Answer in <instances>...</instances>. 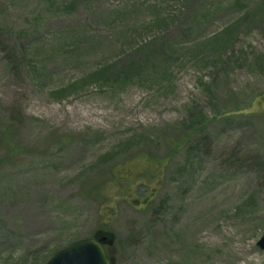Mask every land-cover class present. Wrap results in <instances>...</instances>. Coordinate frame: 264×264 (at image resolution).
Listing matches in <instances>:
<instances>
[{
  "label": "rangeland",
  "instance_id": "obj_1",
  "mask_svg": "<svg viewBox=\"0 0 264 264\" xmlns=\"http://www.w3.org/2000/svg\"><path fill=\"white\" fill-rule=\"evenodd\" d=\"M97 230L264 264V0H0V264Z\"/></svg>",
  "mask_w": 264,
  "mask_h": 264
},
{
  "label": "water",
  "instance_id": "obj_2",
  "mask_svg": "<svg viewBox=\"0 0 264 264\" xmlns=\"http://www.w3.org/2000/svg\"><path fill=\"white\" fill-rule=\"evenodd\" d=\"M116 236L110 231H97L93 237L73 242L52 253L43 264H116L105 246H113ZM264 250V235L258 242Z\"/></svg>",
  "mask_w": 264,
  "mask_h": 264
},
{
  "label": "bare ground",
  "instance_id": "obj_3",
  "mask_svg": "<svg viewBox=\"0 0 264 264\" xmlns=\"http://www.w3.org/2000/svg\"><path fill=\"white\" fill-rule=\"evenodd\" d=\"M81 111L82 110L78 111V113H79L80 116H82V117L87 116V113L86 112H84V111L81 112Z\"/></svg>",
  "mask_w": 264,
  "mask_h": 264
}]
</instances>
